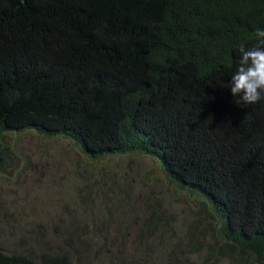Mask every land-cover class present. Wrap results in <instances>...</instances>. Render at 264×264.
<instances>
[{
  "label": "trees",
  "instance_id": "16d2710c",
  "mask_svg": "<svg viewBox=\"0 0 264 264\" xmlns=\"http://www.w3.org/2000/svg\"><path fill=\"white\" fill-rule=\"evenodd\" d=\"M257 28L264 0H0V136L149 155L211 204L220 254L264 264V100L228 87ZM0 264L73 262L0 250Z\"/></svg>",
  "mask_w": 264,
  "mask_h": 264
},
{
  "label": "rangeland",
  "instance_id": "374dc122",
  "mask_svg": "<svg viewBox=\"0 0 264 264\" xmlns=\"http://www.w3.org/2000/svg\"><path fill=\"white\" fill-rule=\"evenodd\" d=\"M0 151L5 253L64 254L73 264H247L218 252L211 204L174 184L149 155L91 156L34 130L3 132Z\"/></svg>",
  "mask_w": 264,
  "mask_h": 264
},
{
  "label": "clouds",
  "instance_id": "9594fccd",
  "mask_svg": "<svg viewBox=\"0 0 264 264\" xmlns=\"http://www.w3.org/2000/svg\"><path fill=\"white\" fill-rule=\"evenodd\" d=\"M238 52L241 59L228 87L233 96L240 98L237 103L256 104L264 100V29H256L252 47L241 44Z\"/></svg>",
  "mask_w": 264,
  "mask_h": 264
}]
</instances>
